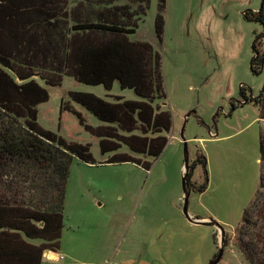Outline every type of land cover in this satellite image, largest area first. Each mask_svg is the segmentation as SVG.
<instances>
[{
	"label": "rangeland",
	"instance_id": "obj_1",
	"mask_svg": "<svg viewBox=\"0 0 264 264\" xmlns=\"http://www.w3.org/2000/svg\"><path fill=\"white\" fill-rule=\"evenodd\" d=\"M262 1L169 0L161 43L155 31L158 0H152L130 39L147 42L162 55L168 100L161 110L171 111L173 126L168 134L147 135L169 139L155 162L125 146L119 152L152 162L150 171L133 163L106 164L119 153L103 155L99 139L86 129L105 124L71 98L86 93L108 102L142 101L133 90L115 83L107 91L68 76L55 87L39 80L50 96L39 106V125L68 143L89 144L95 160V165L72 162L60 257L48 253L44 264H211L222 246L219 264H248L235 237L260 186L264 118L253 100L261 94L264 73L254 76L250 69L262 26L245 14L258 12ZM198 155L207 160V189L190 192L188 213L191 219L216 221L224 243L221 229L194 224L184 213L186 156L192 166ZM192 183H205L202 165Z\"/></svg>",
	"mask_w": 264,
	"mask_h": 264
},
{
	"label": "trees",
	"instance_id": "obj_2",
	"mask_svg": "<svg viewBox=\"0 0 264 264\" xmlns=\"http://www.w3.org/2000/svg\"><path fill=\"white\" fill-rule=\"evenodd\" d=\"M168 1L158 0L155 31L161 43ZM151 4L152 0H0V264H44L46 253L59 252L72 162L77 158L95 165L89 144L68 143L39 125V106L50 97L39 80L55 87L68 76L107 91L118 83L142 100L115 97L108 102L93 94H71L105 124L86 128L99 139L103 155L119 153L125 146L155 162L167 148V136H147L168 134L173 126L171 111L161 110L168 100L162 55L151 44L130 39ZM245 18L262 26L250 65L251 73L261 76L264 0L258 12H247ZM253 102L264 118V86ZM105 163H133L147 171L152 167V162L143 164L121 153ZM260 163V186L235 237L249 264H264V132ZM198 165L205 173L199 187L192 183ZM206 168L205 156L198 155L189 167L190 192L206 191Z\"/></svg>",
	"mask_w": 264,
	"mask_h": 264
},
{
	"label": "water",
	"instance_id": "obj_3",
	"mask_svg": "<svg viewBox=\"0 0 264 264\" xmlns=\"http://www.w3.org/2000/svg\"><path fill=\"white\" fill-rule=\"evenodd\" d=\"M187 154V152H186ZM189 158L188 156H186V161H185V170H184V176H183V191H184V213L185 215L189 218V220L194 223V224H198V225H207V226H216L219 229H221L222 231V242L224 243V237H225V232L222 229V227L216 222V221H209V222H205V221H201V220H195V219H191L188 213V206H189V198H190V190H189ZM224 256V248L223 246L220 248V251L218 253V255L216 256V258L211 262V264H219Z\"/></svg>",
	"mask_w": 264,
	"mask_h": 264
},
{
	"label": "crops",
	"instance_id": "obj_4",
	"mask_svg": "<svg viewBox=\"0 0 264 264\" xmlns=\"http://www.w3.org/2000/svg\"><path fill=\"white\" fill-rule=\"evenodd\" d=\"M195 220H197V219H195ZM205 222H207V221H205ZM209 222V221H208ZM49 254H53V255H57V256H59L60 257V255H58V253H56V254H54V253H49ZM242 255V254H241ZM46 256H48V253H46L45 254V257H44V260H45V258H46ZM243 256V255H242ZM63 257V256H62ZM243 258H244V256H243ZM49 259L51 260L52 259V257H50V255H49ZM245 259V258H244ZM53 260V259H52ZM63 260V259H62ZM246 260V259H245ZM247 262V261H246ZM248 263V262H247ZM249 264V263H248Z\"/></svg>",
	"mask_w": 264,
	"mask_h": 264
}]
</instances>
